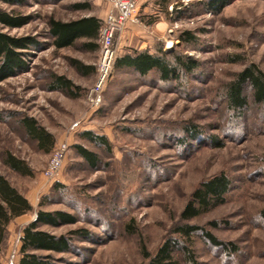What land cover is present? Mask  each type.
<instances>
[{"label": "rangeland", "instance_id": "1", "mask_svg": "<svg viewBox=\"0 0 264 264\" xmlns=\"http://www.w3.org/2000/svg\"><path fill=\"white\" fill-rule=\"evenodd\" d=\"M199 1L178 0L167 28L151 47L154 52L159 45L175 50L199 60L200 67L176 83L114 66L99 107L88 102V91L98 79L100 49L86 46L88 39L56 48L49 21L89 15L102 20L110 7L105 0L0 3L11 14L30 17L22 27L0 24L2 30L14 37L34 36L41 44L26 51L24 71L0 82V173L34 209L10 223L0 252L2 264H18L23 229L40 209L65 210L77 217L74 224L43 226L45 230L57 235L79 228L91 232V238L73 234V249L55 254L57 264H148L142 245L155 253L167 237L176 235L172 232L183 221L180 214L194 188L221 172L233 181L226 201L189 223L204 226L240 250L229 260L198 234L190 245L196 261L264 264V107L252 104L238 116L224 99V86L236 72L251 63L264 70V0H230L216 14ZM143 9H138L139 18L154 20V5ZM188 30L196 41L181 39ZM123 32L116 37L117 57L136 50ZM56 76L72 83L70 92L52 88ZM24 117H33L53 134L50 151L28 136L20 122ZM86 130L106 135L110 146L84 138ZM62 143L68 145L63 167L47 180L48 163ZM77 144L95 151L100 165L88 164ZM8 152L24 159L33 176L9 167ZM177 259L190 264L183 253Z\"/></svg>", "mask_w": 264, "mask_h": 264}, {"label": "trees", "instance_id": "2", "mask_svg": "<svg viewBox=\"0 0 264 264\" xmlns=\"http://www.w3.org/2000/svg\"><path fill=\"white\" fill-rule=\"evenodd\" d=\"M61 1V0H52ZM178 0H157L161 7L168 11L170 4L173 3L174 10H177ZM10 5L23 4L25 0H0V3ZM206 10L214 14L220 13L230 0H200ZM79 8L87 7V4H75ZM180 10V9H178ZM169 14V13H168ZM173 14V12H172ZM30 17L11 14L0 7V24L9 27H22L29 23ZM49 35L54 39L53 44L56 48L71 47L80 39H88L86 46L99 48L100 27L102 20L94 15L62 21L50 19ZM181 39L186 43L197 40L191 31H186L181 35ZM40 41L34 36H11L4 32L0 27V82L11 76L21 73L27 68L25 55L30 48H39ZM237 58V57H235ZM239 60V59H237ZM116 69L134 71L141 77L150 74L158 75L159 79L167 82L183 80L185 76L193 74L201 65L199 60L184 56L177 51H167L164 47H158L156 52L150 49L133 50L131 53L119 56L115 61ZM53 89H71V82L63 76L54 78ZM224 99L231 113L238 116L248 112L252 104L264 107V70L260 69L255 63L246 65L228 81L225 86ZM0 113V120L2 119ZM2 121V120H1ZM29 137L35 139L40 149L50 151L55 145V137L32 117H24L20 120ZM193 137H198L197 129H193ZM81 135L91 140L98 146L109 147L108 137L100 135L92 130H86ZM220 146V144H217ZM78 153L87 161L88 164L98 167L100 159L93 150L76 145ZM264 164V155L262 157ZM5 163L14 171L26 176H33L34 171L27 162L8 152ZM59 185V184H57ZM233 181L225 172L207 178L196 188L186 206L180 214L183 220L180 225L174 228L172 233L158 247L155 253H150L146 246L142 245V251L148 264H180L177 255L183 253L187 262L199 264L192 251V240L195 235H200L210 245L222 249L226 258L231 260L234 254L240 250L233 242L221 241L213 232L204 226L191 224L189 221L194 217L200 216L209 210L222 205L227 198V194L232 190ZM43 205V202L40 203ZM33 206L27 196L19 190L0 173V252L7 242L10 223L22 215L33 212ZM260 216L264 218V209ZM77 217L68 211L55 210L45 211L40 209L36 212L35 218L23 229L21 239V258L18 264H57L55 254H63L73 249L72 235L91 238V232L85 228L70 231L68 234H54L45 230L43 226L59 227L64 224H74ZM212 224L217 227V221ZM131 228V227H130ZM41 252H45L43 254ZM0 264H2L0 260Z\"/></svg>", "mask_w": 264, "mask_h": 264}, {"label": "built area", "instance_id": "3", "mask_svg": "<svg viewBox=\"0 0 264 264\" xmlns=\"http://www.w3.org/2000/svg\"><path fill=\"white\" fill-rule=\"evenodd\" d=\"M142 0H105L110 6L106 16L102 19L100 27L99 49L100 57L97 68V81L89 89L88 102L99 107L104 102V89L116 61V37L118 33L128 28L131 20L137 19L138 9ZM171 43V42H170ZM168 44V42H167ZM68 145L62 143L54 151L44 176L48 179L55 178L63 167L67 155Z\"/></svg>", "mask_w": 264, "mask_h": 264}, {"label": "crops", "instance_id": "4", "mask_svg": "<svg viewBox=\"0 0 264 264\" xmlns=\"http://www.w3.org/2000/svg\"><path fill=\"white\" fill-rule=\"evenodd\" d=\"M139 4V10L143 5L144 9L142 11L144 12L148 10L150 4L154 5V12L156 13L154 20L148 19L145 23V21L139 18V14H137V19L131 20L128 28L123 33L124 36H127L129 40L136 44V49L145 50L151 48L150 51L154 52L151 45L155 38H159V35L167 28V20L172 17L173 3L170 4L168 11L164 10L161 5L157 3V0H142Z\"/></svg>", "mask_w": 264, "mask_h": 264}]
</instances>
